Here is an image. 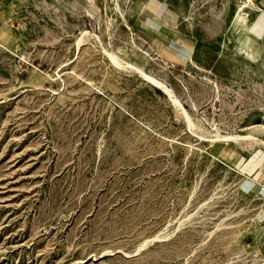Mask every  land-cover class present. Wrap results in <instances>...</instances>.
I'll use <instances>...</instances> for the list:
<instances>
[{
  "label": "rangeland",
  "instance_id": "rangeland-1",
  "mask_svg": "<svg viewBox=\"0 0 264 264\" xmlns=\"http://www.w3.org/2000/svg\"><path fill=\"white\" fill-rule=\"evenodd\" d=\"M87 1L0 0V264H264L260 143L212 142L264 136L243 0Z\"/></svg>",
  "mask_w": 264,
  "mask_h": 264
},
{
  "label": "bare ground",
  "instance_id": "bare-ground-1",
  "mask_svg": "<svg viewBox=\"0 0 264 264\" xmlns=\"http://www.w3.org/2000/svg\"><path fill=\"white\" fill-rule=\"evenodd\" d=\"M88 2L89 1H87V3ZM91 2L93 3L94 1L91 0ZM91 2H89V4ZM115 8H117V7L115 6ZM93 9H94V12L97 13V9L95 8V6L93 7ZM247 9L248 10L256 9V6L252 0H243L241 3L237 4L235 11L233 13V24L235 26L238 25L240 28V31H243L246 33V37L243 40L242 44L245 45L247 48H250L252 46V42H253L252 40L254 38H260L264 34V13L259 15L255 20L249 21V19H248L249 14H248ZM118 10H120V9H118ZM121 12H123V11H121ZM159 49L160 48H157V50H159ZM108 56H109L110 60L113 62V64L115 63L116 66L121 65L120 62L118 61V58L113 53L108 52ZM155 58H157V57H155ZM167 61L170 62L171 64H174V62L172 60H167ZM123 66H126V65H123ZM127 66L128 67L133 66L135 69H137L146 81H148L149 83L159 87L164 93H166V95H168V97L171 99V101L175 105L179 106L180 108L183 109V111H185L181 102L179 101V99L172 94V91L169 89V87L167 85H165L162 81L158 80L159 78L158 79L154 78L153 76H151V75L147 74L145 71H143L141 68L134 66L132 64H127ZM133 67H131V68H133ZM212 82L214 85H216L215 81H212ZM183 113H185V112H183ZM185 116H186L187 122L189 123V125H191L192 122L186 113H185ZM213 141H225V142H228V141L229 142L230 141L231 142L255 141V142H259L260 144L264 145V141L262 139H259L257 136H255L253 133H250V132H246V133H237L236 132V133H227V134H223V135H218L215 137V139L212 140V142Z\"/></svg>",
  "mask_w": 264,
  "mask_h": 264
},
{
  "label": "crops",
  "instance_id": "crops-1",
  "mask_svg": "<svg viewBox=\"0 0 264 264\" xmlns=\"http://www.w3.org/2000/svg\"><path fill=\"white\" fill-rule=\"evenodd\" d=\"M262 140L264 141V136ZM233 167L235 172L243 176L244 179L258 185L264 192V145L260 144L252 151L239 154Z\"/></svg>",
  "mask_w": 264,
  "mask_h": 264
}]
</instances>
